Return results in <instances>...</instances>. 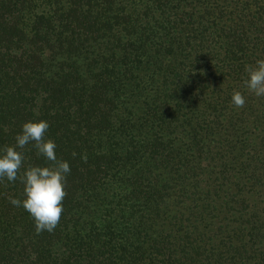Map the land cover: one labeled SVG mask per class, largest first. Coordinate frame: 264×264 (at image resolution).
I'll use <instances>...</instances> for the list:
<instances>
[{
  "label": "trees",
  "instance_id": "obj_1",
  "mask_svg": "<svg viewBox=\"0 0 264 264\" xmlns=\"http://www.w3.org/2000/svg\"><path fill=\"white\" fill-rule=\"evenodd\" d=\"M259 59L264 0H0V155L45 120L70 165L60 222L36 234L10 199L50 162L18 149L0 264H264Z\"/></svg>",
  "mask_w": 264,
  "mask_h": 264
},
{
  "label": "clouds",
  "instance_id": "obj_2",
  "mask_svg": "<svg viewBox=\"0 0 264 264\" xmlns=\"http://www.w3.org/2000/svg\"><path fill=\"white\" fill-rule=\"evenodd\" d=\"M247 79L244 81L246 89L256 97H264V59L255 64L245 66ZM232 103L236 108H243L246 99L240 91H234ZM49 123L45 120L25 122L22 133L15 138V145L6 146L3 155H0V180L7 178L14 182L22 168L24 155L18 149H24L32 143L39 155L50 162V166H30L23 176L19 177L24 184L25 199L12 198L10 203L14 206H23L35 222L36 234L44 231L53 232L58 226L63 209L66 176L70 173L67 161L57 159L56 144L51 139H45ZM73 157L76 153L73 152ZM86 162V156L83 157Z\"/></svg>",
  "mask_w": 264,
  "mask_h": 264
}]
</instances>
